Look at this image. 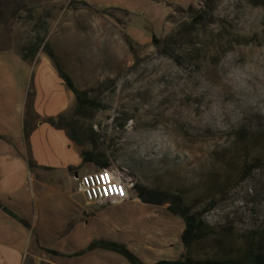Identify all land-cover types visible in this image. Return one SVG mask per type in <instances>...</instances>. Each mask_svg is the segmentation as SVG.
Returning a JSON list of instances; mask_svg holds the SVG:
<instances>
[{
	"label": "rangeland",
	"instance_id": "obj_1",
	"mask_svg": "<svg viewBox=\"0 0 264 264\" xmlns=\"http://www.w3.org/2000/svg\"><path fill=\"white\" fill-rule=\"evenodd\" d=\"M189 2L0 0V50L30 54L22 48L37 46L36 56L49 59L47 46L73 85L98 104L80 112L70 91L59 113L83 141L73 145L79 173L97 170L82 162L79 150L92 152L125 168L134 186L180 196L204 222L202 237L185 250L183 220L167 204L142 203L134 187L112 204L86 205L145 263L236 258L252 248L264 254V0ZM15 58L11 50L0 52V64L16 75L11 88L7 80L0 84L2 105L12 114L25 107L33 72ZM54 82V93L67 90L59 77ZM32 99L28 91L26 111ZM61 150L54 142V152ZM59 158L61 165L72 161ZM250 166L251 178L243 176ZM61 167L48 174L52 190L75 191L77 183ZM33 189L28 177L23 191L36 207L31 219L38 230L43 219L48 226L42 244L79 250L76 236L68 242L55 234L73 214L71 205L49 186Z\"/></svg>",
	"mask_w": 264,
	"mask_h": 264
},
{
	"label": "crops",
	"instance_id": "obj_2",
	"mask_svg": "<svg viewBox=\"0 0 264 264\" xmlns=\"http://www.w3.org/2000/svg\"><path fill=\"white\" fill-rule=\"evenodd\" d=\"M76 1L94 5L92 4L94 0ZM193 1L195 0H190L188 5ZM165 11L167 13L168 10ZM36 48L37 46H26L22 49L30 50L31 54ZM6 50L17 54L15 59L18 61V63L16 62L18 66L28 64L33 72L24 94L25 107L15 108V113L12 114L10 108H4L2 105L0 93V204L6 210L0 208V264H35L37 259L47 264H62L63 260L66 262L74 260L77 264H112L113 262L126 264L121 259L123 258L121 255L102 249L93 250L81 256H71L95 239H105L124 245L125 242L118 240L113 235L114 228L111 225L103 224L101 226L102 224L97 219H93L95 213L86 210V205L87 207L93 206L95 203H87L77 189L67 192L61 185L53 190L55 189L54 192L64 199H62V203L68 202L69 206L71 205L70 213L73 212V214L71 213L55 234L68 242H71L76 236L83 242V245L79 250L60 252L42 244V233L46 234L48 226L46 227V220L43 219L40 223L42 227L38 230L36 222L31 219L36 207L32 206L31 208L27 203V193L23 191V187H25L26 179L30 177L34 189L41 191L49 186L52 190V179L48 174H52L53 170L60 166L70 175L69 179L72 181L76 182L75 177L81 174L79 173L81 168L78 169V156L77 162L73 161L76 154L71 141L64 131L55 129L45 121L65 110L72 96H70L68 88L54 93V85H58V82H54V80L58 79V75L53 69L50 58L35 54L33 59L24 60L20 52L13 48H6L0 52ZM25 54L29 56V54ZM23 69L26 71V68ZM15 78L16 75L12 70L0 64V84L3 80H7L11 88ZM28 91L33 92L29 112L26 111ZM54 142L62 149L61 155L54 152ZM64 156L71 158V163L64 161L61 165L59 157ZM84 172L86 171L83 170ZM33 173L35 179L31 177ZM79 195L82 196V201L74 198ZM116 200L118 198L114 197V200L108 202L112 204ZM88 211L90 214L84 216V213H88ZM75 213L77 217L74 216ZM34 217L36 220V215ZM20 220H24L27 227L23 226ZM45 249H52L63 255L53 256L46 253Z\"/></svg>",
	"mask_w": 264,
	"mask_h": 264
},
{
	"label": "trees",
	"instance_id": "obj_3",
	"mask_svg": "<svg viewBox=\"0 0 264 264\" xmlns=\"http://www.w3.org/2000/svg\"><path fill=\"white\" fill-rule=\"evenodd\" d=\"M85 6H88L85 2H80ZM188 10H192V7L189 6ZM151 42L155 45H159V40L151 35ZM44 51L52 61L53 67L66 85V87L72 92L75 98L77 109L85 111H94L98 109V104L89 98H86L85 92L78 90L72 83L70 77L62 71L58 61L52 52L48 50V47L43 45ZM37 50H33L29 56L20 52L22 59H33ZM84 113V112H83ZM86 113V112H85ZM47 123L52 125L55 129L64 131L65 135L71 141L73 145L81 147L83 141L78 135L75 127L71 125L70 122L64 120L63 117L59 114L55 117H49L45 120ZM77 147V148H78ZM79 149V148H78ZM80 157L83 163H91L97 169H105L109 166L108 162L101 160L97 155H94L92 152H87L84 150H79ZM254 166H250L245 170L243 176L251 178V172ZM134 191L136 197L145 204L163 206L167 204L166 210L176 216H179L184 222V228L180 234V243L185 250H188L191 245L202 237L204 222L198 217L197 213H190L188 208L184 205L183 200L180 196L176 194H169L164 191L148 189L139 185L134 186ZM0 208L6 211L0 204ZM208 210H203L206 212ZM23 226L27 227V224L24 220H20ZM107 250L115 252L121 255L129 264H147L143 262L137 255L130 251L124 244L108 241L105 239H95L90 241L82 250H79L72 254L71 256H81L87 252L93 250ZM45 252L53 256H61L59 252L52 249H45ZM151 264H264V254L259 251H255L254 248L246 250L242 255L236 258H227V259H204V260H195L190 257H183L180 260H159Z\"/></svg>",
	"mask_w": 264,
	"mask_h": 264
},
{
	"label": "built area",
	"instance_id": "obj_4",
	"mask_svg": "<svg viewBox=\"0 0 264 264\" xmlns=\"http://www.w3.org/2000/svg\"><path fill=\"white\" fill-rule=\"evenodd\" d=\"M77 190L87 203H106L114 197L125 196L134 187V182L125 168L108 166L105 169L84 172L75 177ZM91 182H99V194L106 195V202H97V194L91 192Z\"/></svg>",
	"mask_w": 264,
	"mask_h": 264
},
{
	"label": "bare ground",
	"instance_id": "obj_5",
	"mask_svg": "<svg viewBox=\"0 0 264 264\" xmlns=\"http://www.w3.org/2000/svg\"><path fill=\"white\" fill-rule=\"evenodd\" d=\"M91 192L97 194V202L106 201V195L99 194V182H91Z\"/></svg>",
	"mask_w": 264,
	"mask_h": 264
}]
</instances>
